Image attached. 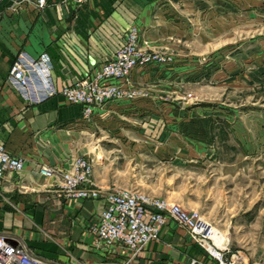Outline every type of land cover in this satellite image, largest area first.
I'll use <instances>...</instances> for the list:
<instances>
[{
    "label": "crops",
    "instance_id": "obj_1",
    "mask_svg": "<svg viewBox=\"0 0 264 264\" xmlns=\"http://www.w3.org/2000/svg\"><path fill=\"white\" fill-rule=\"evenodd\" d=\"M199 1L47 0L39 8L37 0H5L0 10V140L11 155L24 159L25 168L0 179V235L15 240L46 264H221V259L229 260L222 231L213 228L216 234L212 233L209 245L219 251L210 254L205 244L172 219L163 227L159 241L135 257L120 245L96 249L90 230L105 206L104 196L128 188L130 170L124 164L139 163L141 158H186L191 146L175 133L146 138V130L169 131L174 129L170 124L164 129L138 121H110L117 120L116 116L139 118L145 111L140 101L112 102L95 109L93 120L87 123L82 108L62 96L34 106L6 82L21 51L51 56L59 90L92 77L114 57L133 26L139 30L140 44L155 47L173 46L172 36L193 34L194 21L203 34L217 33L221 39L242 19L251 20L250 31L264 27L260 23L264 0H215L217 4L201 0V9L197 6L195 11ZM144 69L137 67L131 77L145 79ZM78 156L95 163L93 182L101 192L99 199L69 197L58 174L40 173L43 167L63 171ZM102 158H121L123 165L114 171L106 161L99 169Z\"/></svg>",
    "mask_w": 264,
    "mask_h": 264
},
{
    "label": "rangeland",
    "instance_id": "obj_2",
    "mask_svg": "<svg viewBox=\"0 0 264 264\" xmlns=\"http://www.w3.org/2000/svg\"><path fill=\"white\" fill-rule=\"evenodd\" d=\"M250 21L229 28L225 39L203 34L194 21V33L172 36L173 46L141 42L161 62L141 66L145 79H133L132 72L114 82L116 97L95 109L140 101L145 111L139 118L110 121L174 126L146 130V138L175 133L191 146V154L124 164L130 170L126 187L201 215L226 237L229 260L239 254L249 264H264V27L250 31ZM94 110L88 116L82 110L83 120L90 123ZM106 161L114 171L123 165L121 158H102L98 168Z\"/></svg>",
    "mask_w": 264,
    "mask_h": 264
},
{
    "label": "built area",
    "instance_id": "obj_3",
    "mask_svg": "<svg viewBox=\"0 0 264 264\" xmlns=\"http://www.w3.org/2000/svg\"><path fill=\"white\" fill-rule=\"evenodd\" d=\"M83 3L86 0H73ZM5 0H0V10ZM47 0H37V6L44 8ZM162 58L152 49L140 46L139 31L132 27L125 43L114 57L101 65L94 75L64 86L59 90L54 83V61L47 53L35 57L21 51L14 58L6 82L30 105H41L56 96L80 106L86 116L96 107L115 98L117 81L128 78L140 66L159 63ZM25 168V161L11 155L0 140V179L7 173L19 174ZM40 173L46 177L59 175L62 186L69 197L79 200H96L101 192L93 182L94 164L86 156L70 161L63 171L43 167ZM105 206L91 227L94 247L109 250L116 245L128 249L137 256L148 244L159 241L163 227L169 219L185 228L193 238L205 244L210 254L216 253L210 244L209 231L213 229L201 215L185 210L179 203L165 198H156L136 189L121 188L104 196ZM213 251V252H211ZM221 264H247L239 254ZM0 264H46L40 258L29 254L15 240L0 235Z\"/></svg>",
    "mask_w": 264,
    "mask_h": 264
},
{
    "label": "bare ground",
    "instance_id": "obj_4",
    "mask_svg": "<svg viewBox=\"0 0 264 264\" xmlns=\"http://www.w3.org/2000/svg\"><path fill=\"white\" fill-rule=\"evenodd\" d=\"M212 233H213V234H216V233L213 231V229H211V230L209 231V237H211V238H212Z\"/></svg>",
    "mask_w": 264,
    "mask_h": 264
}]
</instances>
